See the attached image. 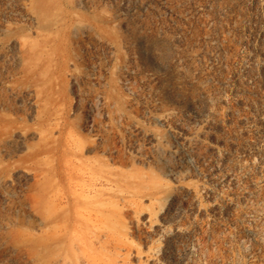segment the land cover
<instances>
[{
	"label": "rangeland",
	"instance_id": "rangeland-1",
	"mask_svg": "<svg viewBox=\"0 0 264 264\" xmlns=\"http://www.w3.org/2000/svg\"><path fill=\"white\" fill-rule=\"evenodd\" d=\"M70 124L121 220L41 200ZM0 264H264V0H0Z\"/></svg>",
	"mask_w": 264,
	"mask_h": 264
},
{
	"label": "bare ground",
	"instance_id": "bare-ground-1",
	"mask_svg": "<svg viewBox=\"0 0 264 264\" xmlns=\"http://www.w3.org/2000/svg\"><path fill=\"white\" fill-rule=\"evenodd\" d=\"M55 127H57V125H48L44 129V132L50 135L53 133ZM67 134V137L76 136V143L75 139H73L72 141L68 140V142L63 145L64 165L67 177L69 178V180L65 183L66 185L63 186L67 195V205L60 209L59 213L54 210L51 202H48L46 199H44V201L43 198H41V200L48 206L49 211L51 212L50 214L56 215V220L71 217L75 219V223H77V225L85 227L86 225L89 226L90 223L88 220H83L79 216V210L86 206L94 208L97 206L96 203L98 198L102 197L105 200L106 209L109 207L113 209L115 207L111 211L105 210V215L112 218L114 216L118 220H121L122 208L115 206L108 189H98L95 182L98 181V177H101L106 182L120 183L121 180L124 179L122 172L118 168L114 167L113 164H111L105 157L97 155L88 157L87 153L90 150L86 148V139L79 134L73 125L70 124L68 126ZM60 147L61 145L59 139L53 141L48 138L45 146L43 147V154L41 157H46L49 160H52L53 153H55ZM75 156L80 157L79 160L83 164V168L80 173L78 171V174H76L77 166L73 162V157ZM87 175L88 180L85 178ZM71 181H74L76 184L75 188L71 185ZM44 187L49 191H55V189H57V179L54 174L51 176L49 175L47 181L44 183ZM118 193H121L120 188H118Z\"/></svg>",
	"mask_w": 264,
	"mask_h": 264
}]
</instances>
